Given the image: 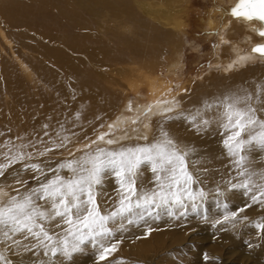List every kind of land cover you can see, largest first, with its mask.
<instances>
[{
  "label": "bare ground",
  "instance_id": "6f19581e",
  "mask_svg": "<svg viewBox=\"0 0 264 264\" xmlns=\"http://www.w3.org/2000/svg\"><path fill=\"white\" fill-rule=\"evenodd\" d=\"M185 1L0 0V21L6 27L0 28V163L5 162L9 149L12 154L19 150L26 157L31 156L0 175V203L13 195L24 196L55 175H70L67 179H72L73 173L58 167L61 163L84 159L97 149L119 152L148 146L160 140L164 132L189 150V168L196 180L193 188L205 195L198 196L195 202L185 200L183 207L155 209L150 216L135 219V223L176 225L190 217L216 220L225 205L246 192L231 188L243 177L239 175L236 157L228 154L223 143L226 133L218 122L217 109L208 105H215L224 97L251 94L257 115L264 119V64H252L264 61V56L252 52L254 45L264 43V37L257 34L264 23L234 18L231 9L238 0H220L204 21L208 33L218 36L219 45H226L225 54L219 53V47L214 51L212 65H219L226 72L242 67L246 71L232 73L228 80L231 85L221 88H205L191 95L185 87L174 91L175 85L162 76V71L174 72L179 62L180 57L173 56L181 45L179 37L185 27ZM105 11L112 22L119 23L115 28L108 27L107 39L97 30L99 17ZM13 26L21 31L18 33ZM55 39L59 40L57 46L52 43ZM240 57L247 59L241 61ZM203 119L209 123H201ZM109 131L115 133L113 144L107 143L111 138L98 139L100 132ZM88 141L103 147L75 155ZM119 144L118 148L106 149ZM244 155L245 167L257 173L253 180L264 183V147L258 143L246 146ZM47 159L52 161L50 172L35 174V185L29 187L20 166L36 160L33 163L47 168L42 164ZM101 185L120 187L111 172L104 175ZM137 185L143 190H157L150 165L141 166ZM246 193L252 197V192ZM102 194L105 203L100 200L99 205L105 207L104 213L118 206V196ZM252 203L256 212L264 211V200ZM57 222L61 228L56 227ZM116 222L121 229L120 239L127 241L128 229L119 227L127 220ZM44 226L55 234L54 239L57 235L63 238L68 228L59 217L44 222ZM46 251L30 234L18 233L9 238L0 229V264L82 261L80 250L70 256L63 252L45 255Z\"/></svg>",
  "mask_w": 264,
  "mask_h": 264
},
{
  "label": "snow or ice",
  "instance_id": "6c2138e0",
  "mask_svg": "<svg viewBox=\"0 0 264 264\" xmlns=\"http://www.w3.org/2000/svg\"><path fill=\"white\" fill-rule=\"evenodd\" d=\"M231 15L237 19L264 23V0H238L231 9ZM257 34L264 37V30H259ZM252 52L264 56V44H257ZM245 59L247 57H240L241 61ZM253 99L251 94L224 97L208 107L217 109L218 122L226 133L223 143L228 154L236 157L239 175L243 177L238 184H231V188H243L246 192H252L251 198L255 202L264 200V183L253 180L257 173L245 167L244 153L246 146L252 144L258 143L264 147V119L257 115V108L252 104ZM166 111L170 112L172 109ZM192 121H196L195 116ZM201 123L206 125L209 121L203 119ZM257 128L260 129L259 132L256 131ZM99 139L103 140L104 137L100 136ZM107 143L113 144L115 141L108 139ZM188 156L189 150L181 147L167 132L162 133L160 140L148 146L119 152L97 149L84 159L69 160L58 166L73 173L72 179L55 175V178L38 184L36 189L26 192L24 196L13 195L6 202L0 203V229L9 238L18 233L30 234L47 249L45 255L50 253L56 256L63 252L70 256L71 253L79 251L81 245L91 243L98 249L99 260H107L118 251L119 243H105L113 235L110 222L119 219L132 224L137 218L143 219L145 214L150 216L155 209L183 207L185 200L195 202L198 196L204 197L202 190L197 193L193 188L196 180L189 168ZM26 158L30 159L31 156L26 157L19 150L12 154L9 149L5 154V162L0 163V175H4L5 170L14 163ZM144 164L150 165L158 185L157 190H140L138 187L137 178ZM31 168L41 172L39 165L33 164ZM55 171L54 169L53 172ZM109 172L114 173L119 180L120 196L118 206L111 212L104 213L97 201L95 189L102 184L104 175ZM261 179L264 180V174H261ZM40 202H44L47 207H42ZM224 207L227 209V205ZM237 215V212L225 211L223 220H235ZM57 217L68 228L63 238L57 235L54 239L55 234L45 229L44 222L55 221ZM217 223L221 221L218 220ZM56 227L61 228L62 224L57 222ZM119 227L123 228L124 224L120 223ZM256 227L264 231V222L257 223ZM150 232L151 229L147 234Z\"/></svg>",
  "mask_w": 264,
  "mask_h": 264
},
{
  "label": "rangeland",
  "instance_id": "374dc122",
  "mask_svg": "<svg viewBox=\"0 0 264 264\" xmlns=\"http://www.w3.org/2000/svg\"><path fill=\"white\" fill-rule=\"evenodd\" d=\"M217 3H220V0H186L184 2L185 13L182 15V20L185 27L179 37L181 45L178 43L180 47H177V53L173 56L174 59L180 57L179 62L175 66L174 72L162 71V76L175 85L174 91H181L185 87L186 92L191 95L205 88H221L231 85L229 81L232 73L246 71V68L242 67L236 69L237 71L226 72L219 65H212L213 56L218 47L219 53L225 54L226 46L224 43L219 45L218 36L213 32L208 33L209 29L204 27L207 14L216 7ZM110 25L115 28L114 26L119 23L117 20L112 22L108 11H105L99 17L97 29L104 39L108 37L107 32ZM0 28L6 30L5 23L2 21H0ZM13 28L18 33L21 31L17 26H13ZM52 43L57 46L59 40L55 39ZM252 64H264V61H256ZM132 95L133 93H130V97ZM132 99H130L131 103L134 101V98ZM114 130L118 131L119 128ZM100 136L113 139L115 133L113 131L100 132L98 139ZM120 145H111L106 149H115ZM100 147L103 145L96 141H88L75 155L79 156L82 152ZM35 161H30L29 164L20 166L19 169L21 174L24 173L26 178L28 177L26 184L29 187L35 185L33 181L35 174H45L51 170L52 161L50 159L42 161V164L48 167L40 168L41 172L31 168ZM69 176L63 175L65 178ZM96 189L98 203H105L102 192L105 194L107 192L110 197L120 196V187L112 189L100 185ZM100 208L105 212V207L102 208L101 205ZM115 208L112 207L108 212ZM241 209L243 211H240ZM223 210L216 220L214 218L197 220L190 217L176 225L164 222L155 226L148 222L143 224L126 223L124 228L129 232V235L126 236L128 237L127 241L120 239L122 236L119 235L121 230L118 228L119 222H110V226L113 227V235L106 239L105 243L119 241L118 251L110 255L107 260L100 261L98 249L94 248L91 243H85L81 245L82 261L79 264H264V231L256 227L257 223L264 222V211L256 212L254 210L251 193H240L238 200L228 204L227 209ZM225 211L237 212L238 215L235 220L224 221ZM218 220L221 223H217ZM149 229L151 232L147 234ZM157 235L161 237L157 238ZM141 256L146 257L141 259Z\"/></svg>",
  "mask_w": 264,
  "mask_h": 264
},
{
  "label": "water",
  "instance_id": "95a60500",
  "mask_svg": "<svg viewBox=\"0 0 264 264\" xmlns=\"http://www.w3.org/2000/svg\"><path fill=\"white\" fill-rule=\"evenodd\" d=\"M237 2H238V1H237ZM237 2H236V4H237ZM236 4H235V5H236ZM235 5H234V6H235ZM234 6H233V7H234ZM261 30H264V27H263V29H261ZM260 44H264V43H260ZM256 45H257V44H256ZM256 45H254L253 47H255Z\"/></svg>",
  "mask_w": 264,
  "mask_h": 264
}]
</instances>
